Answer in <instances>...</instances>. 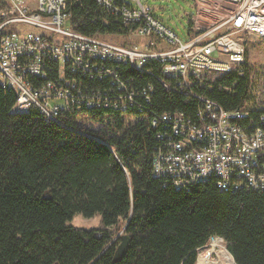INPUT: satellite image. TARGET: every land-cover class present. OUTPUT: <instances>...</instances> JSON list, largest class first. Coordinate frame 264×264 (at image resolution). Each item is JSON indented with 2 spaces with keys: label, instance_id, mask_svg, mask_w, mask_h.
Returning <instances> with one entry per match:
<instances>
[{
  "label": "trees",
  "instance_id": "1",
  "mask_svg": "<svg viewBox=\"0 0 264 264\" xmlns=\"http://www.w3.org/2000/svg\"><path fill=\"white\" fill-rule=\"evenodd\" d=\"M66 10L84 35H127L136 26L98 0H68ZM247 46L240 69L206 70L185 90L156 60L143 70L104 60L66 71L94 105L54 118L35 105L19 110L16 91L0 83V264H195L212 237L235 264H264V189L221 190L213 179L177 187L152 173L158 135L169 130L165 113L197 121L208 99L247 111L241 125L264 128V99L254 96L264 92V72L254 70ZM57 70L50 59L45 79L32 81L55 80ZM76 214H99V225L69 224ZM120 223L131 240L113 261Z\"/></svg>",
  "mask_w": 264,
  "mask_h": 264
},
{
  "label": "built area",
  "instance_id": "2",
  "mask_svg": "<svg viewBox=\"0 0 264 264\" xmlns=\"http://www.w3.org/2000/svg\"><path fill=\"white\" fill-rule=\"evenodd\" d=\"M132 1L98 0L136 25L128 34L143 42L125 45L72 30L68 0H0V83L16 91L18 109L35 105L54 118L83 104L92 108L93 99L66 71H87L104 60L128 62L139 70L156 60L174 87L189 89L206 70L240 69L246 42L264 39V0H192L186 40L155 16L151 5ZM50 59L57 62V78L35 85L32 78L45 79ZM123 99L118 94L121 105ZM197 116V121L179 112L161 116L169 130L158 135L163 143L153 154V175L177 187L213 179L221 190L264 189L263 126H243L238 120L249 116L247 111L226 110L208 99ZM259 116L264 122V113Z\"/></svg>",
  "mask_w": 264,
  "mask_h": 264
},
{
  "label": "rangeland",
  "instance_id": "3",
  "mask_svg": "<svg viewBox=\"0 0 264 264\" xmlns=\"http://www.w3.org/2000/svg\"><path fill=\"white\" fill-rule=\"evenodd\" d=\"M127 3H132V0H124ZM145 4H149L153 7V14L160 18L162 22L169 27L181 40H186L188 38V29H189V16L192 15L195 11L193 7L192 0H142ZM101 40L107 42H113L117 44H140L143 42V39L138 37L135 34L131 35H122L114 34L109 35L105 34L98 36ZM248 60L253 62L254 70L257 72H264V39L251 37L248 41ZM258 84L264 88V78L263 80H258ZM256 99H264V92L261 91L258 87V90L254 92ZM100 215L94 214L91 217H84L82 214H76L69 224L84 227V228H93L99 225ZM116 235H121L124 232V225L120 223L114 228ZM221 238V237H220ZM214 240V241H213ZM120 242V239L117 241V244ZM215 243V246L212 244ZM212 251L210 252V249ZM225 250V251H224ZM209 254V261L212 263L216 262L217 255H224L225 257L230 256L229 261H225L223 264H235L230 253L227 251L223 239L215 240V237H212L206 245L197 249V258L199 255L206 256ZM228 257H226L227 259ZM210 263V264H211Z\"/></svg>",
  "mask_w": 264,
  "mask_h": 264
},
{
  "label": "water",
  "instance_id": "4",
  "mask_svg": "<svg viewBox=\"0 0 264 264\" xmlns=\"http://www.w3.org/2000/svg\"><path fill=\"white\" fill-rule=\"evenodd\" d=\"M44 198H49L48 194L44 195ZM131 236L128 233L120 235V242L116 245L113 255V261H119L126 253Z\"/></svg>",
  "mask_w": 264,
  "mask_h": 264
},
{
  "label": "bare ground",
  "instance_id": "5",
  "mask_svg": "<svg viewBox=\"0 0 264 264\" xmlns=\"http://www.w3.org/2000/svg\"><path fill=\"white\" fill-rule=\"evenodd\" d=\"M218 239H220V237H215V240H218ZM212 245L215 246V243H213ZM212 249H214V248H211L210 249V252L212 251ZM210 252H208V254L206 256L199 255V257H198V264H210L211 263L209 261V254H210ZM217 257L218 258H217L216 262H214V263L212 262L211 264H223L225 261H229L230 260V256H227L226 255V257H228L226 259L225 254L223 256L222 255H220V256L217 255Z\"/></svg>",
  "mask_w": 264,
  "mask_h": 264
}]
</instances>
